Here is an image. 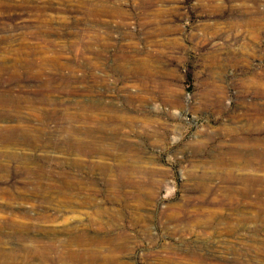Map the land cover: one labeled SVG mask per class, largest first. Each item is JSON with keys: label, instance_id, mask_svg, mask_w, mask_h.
Listing matches in <instances>:
<instances>
[{"label": "rangeland", "instance_id": "rangeland-1", "mask_svg": "<svg viewBox=\"0 0 264 264\" xmlns=\"http://www.w3.org/2000/svg\"><path fill=\"white\" fill-rule=\"evenodd\" d=\"M0 264H264V0H0Z\"/></svg>", "mask_w": 264, "mask_h": 264}]
</instances>
